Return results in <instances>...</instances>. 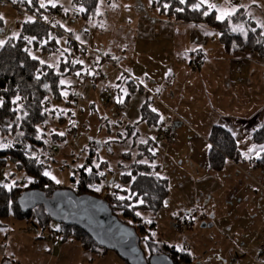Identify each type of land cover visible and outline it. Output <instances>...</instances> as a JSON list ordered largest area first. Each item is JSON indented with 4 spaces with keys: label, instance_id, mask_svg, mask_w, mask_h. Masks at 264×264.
<instances>
[{
    "label": "rangeland",
    "instance_id": "rangeland-1",
    "mask_svg": "<svg viewBox=\"0 0 264 264\" xmlns=\"http://www.w3.org/2000/svg\"><path fill=\"white\" fill-rule=\"evenodd\" d=\"M42 1L46 5L60 6V12L52 17L48 16L51 21L59 22L63 28L62 33L56 36L59 52L51 58L53 62H57L66 53H78V47L83 49L79 50L83 53L80 61L83 66L63 79L68 86L63 93L66 92L67 95L63 94V99L56 105L66 119L61 122L59 116H56L47 124L48 133H64V139L54 144L47 154L46 172L51 178L55 177L52 179L56 183L59 181L57 184L60 186L72 189L75 188V177L79 168L88 165L90 157L96 165L106 160L113 172L108 174L104 183L99 184V188H113L121 173L118 169L119 161L122 160L121 153L129 150L124 143L118 141L119 132L127 121L120 122L124 111L117 110L113 102L123 101L130 93L119 85V80L126 81V74L131 70L130 56L135 53H207L216 57V53L228 52L218 32L210 27H198L168 19L151 6L150 0H102L98 15L91 18L78 16L81 7L73 0ZM203 1L216 10L217 18L223 15V19H226L239 8H244L245 13L264 32V0ZM0 17L4 22L0 31V42H4L9 36L18 35L17 23L27 19L28 15L20 14L19 9L12 3L0 0ZM70 40L75 43L68 44ZM241 52L255 53H234ZM256 54L264 62V58ZM51 59L47 57L46 60ZM213 61L215 60H210L207 65ZM260 69V65L255 63L253 81L259 79ZM120 92L123 93L121 99ZM148 95V92L139 90L132 92L127 113L133 117L132 122H137L138 130H143L144 136L149 134L152 138H157V130L163 124L158 128L140 120V107ZM199 108L196 105L198 115L195 123H191L193 127L206 114L204 109ZM70 110L73 118L70 117ZM165 118L166 115L162 114L160 122ZM187 141V135L176 137L174 132L172 145L166 147L163 140L159 142L153 163L160 164L159 174L169 179L170 194L160 210L138 212L142 218L141 223L147 228L144 237L189 251L195 257L188 264H230L232 260L239 262L235 254L237 251L225 255L229 248L226 235L220 234L211 226V217L223 212L221 195L213 198L210 203L200 200L198 207L201 210L196 208L198 215H194L192 219L183 217L188 215L183 210V204L192 197V180L195 179L191 176L194 171L188 156ZM17 180L22 184L26 182L27 177L23 170L13 165H0V181L10 186ZM3 222L5 225L0 228V264H3V254L14 258L10 264H43L46 261L62 264L61 258L58 257L56 261L52 256L57 253L58 256L62 255L64 250H59L58 246L52 253L51 244L63 241L59 236L53 235L50 229L35 228L30 222L13 216L6 217ZM57 224H51L52 228L56 229ZM68 241L74 242L71 243L73 248L68 250L69 259L78 262L77 264H100L99 256L83 250L75 238H69ZM143 246L146 248L145 242ZM261 247L264 244L260 245L259 250ZM108 253L120 259L115 251ZM262 254L264 255V251H261ZM241 256L240 260H244V264L246 259ZM90 258H95V262L89 261ZM246 258L248 264H258L252 259L249 260V257ZM123 263L128 264L127 261ZM101 264H110L108 258Z\"/></svg>",
    "mask_w": 264,
    "mask_h": 264
},
{
    "label": "trees",
    "instance_id": "trees-1",
    "mask_svg": "<svg viewBox=\"0 0 264 264\" xmlns=\"http://www.w3.org/2000/svg\"><path fill=\"white\" fill-rule=\"evenodd\" d=\"M3 1L12 3L19 9L20 14L25 13L28 18L18 21L17 36H9L0 44V100H3L0 105V145H10L0 148V165L16 166L25 172L27 180L23 184L17 180L10 186L0 181V228L5 225L3 221L6 217L13 216L30 222L35 228L50 229L53 235L59 236L63 241L75 238L86 251L106 254L111 250L98 245L87 232L76 226L58 223L56 229L52 228L51 224L56 222L43 206L23 213L18 205V197L25 190L39 189L51 196L56 189L64 188L50 176L44 175L47 154L54 144L64 139V135L59 133H48L47 124L56 116H59L61 122L66 119L56 106L57 102L63 99V91L68 87L60 81L83 66L80 63L83 53L79 51L83 49L78 47V53H66L65 56H60L57 62H53L51 58L59 52L56 36L62 33L63 28L59 22L51 21L48 16L52 17L60 12V6L43 4L41 7L42 0ZM73 1L81 7L78 16L91 18L98 15L102 0ZM150 1L151 6L168 19L215 30L228 53L251 51L264 58L263 29L256 26L244 8H239L230 17L219 20L216 10L203 0H184L183 3L181 0ZM3 26V19H0V31ZM74 43V40H70L68 44ZM34 56L37 59H33ZM47 57L51 60L47 61ZM41 60L44 61L43 64L40 63ZM125 82L130 85L129 94L136 90L145 92L134 80ZM145 100L140 107V120L158 128L161 124L165 126L166 124L160 122V114L153 111L152 98L148 95ZM125 101L113 102V105L119 110L124 107ZM69 114L74 117L71 110ZM163 126L157 130V138H152L144 136L137 125L126 124L119 132L118 141L124 143L129 150L121 153L122 160L118 164L121 173L114 187L99 188V184L106 181L113 169H109V162L106 160L97 164V167L90 157V163L79 168L75 177V188L72 190L79 195L91 194L106 199L120 220L135 227L148 260L152 254L165 253L174 264H188L194 260L189 251L161 244L153 238H145L146 225L141 223L142 218L137 215L139 211L160 210L170 194L169 179L159 174L160 164L153 163L157 155L156 149L160 140L162 141L158 133ZM252 139L263 147L255 166L264 169V124L253 133ZM208 140L211 143L209 168L220 171L228 159L237 154L238 144L232 133L219 125L211 128ZM144 242L146 248L143 246Z\"/></svg>",
    "mask_w": 264,
    "mask_h": 264
},
{
    "label": "crops",
    "instance_id": "crops-1",
    "mask_svg": "<svg viewBox=\"0 0 264 264\" xmlns=\"http://www.w3.org/2000/svg\"><path fill=\"white\" fill-rule=\"evenodd\" d=\"M130 58L131 70L126 74V81L134 80L149 93L152 108L161 117L166 115L162 123L170 125L176 137H188V156L195 172L191 176L195 179H191L192 197L183 204L188 215L183 217L192 219L198 215L195 209L199 208L200 200L210 203L221 195L223 212L211 217V226L226 235L229 248L225 255L237 251L238 264L244 261L240 260L241 255L246 259L244 264L249 262L246 257L264 264V255L259 250L264 244V169L255 166L263 147L252 139L253 133L264 124V62L256 53L247 52L216 53V57L207 53H135ZM210 60L215 61L207 65ZM255 63L261 67L257 81L252 78ZM119 85L127 90L130 87L122 80ZM120 93L121 99L123 93ZM129 95L126 101L124 97L125 105L119 109L124 111L121 119L137 125L127 113ZM196 105L206 114L193 127L191 123H195L198 115ZM214 125L229 130L238 144L237 154L220 171L210 170L208 162L211 149L208 135ZM71 243L74 242L52 243V253L58 246L64 250L62 255L57 253L52 258L56 261L61 258L62 264H77L69 259ZM95 254L100 264L106 258L110 264H125L122 258L109 253ZM3 256V264L14 260V256L13 259ZM91 260L95 262V258Z\"/></svg>",
    "mask_w": 264,
    "mask_h": 264
},
{
    "label": "water",
    "instance_id": "water-1",
    "mask_svg": "<svg viewBox=\"0 0 264 264\" xmlns=\"http://www.w3.org/2000/svg\"><path fill=\"white\" fill-rule=\"evenodd\" d=\"M17 202L23 213L43 206L54 222L84 230L98 245L115 251L128 264H174L165 253L152 254L148 260L135 227L120 220L104 198L79 195L69 188L56 189L51 196L29 189Z\"/></svg>",
    "mask_w": 264,
    "mask_h": 264
},
{
    "label": "built area",
    "instance_id": "built-area-1",
    "mask_svg": "<svg viewBox=\"0 0 264 264\" xmlns=\"http://www.w3.org/2000/svg\"><path fill=\"white\" fill-rule=\"evenodd\" d=\"M158 136L165 142L166 147H169L173 144L174 141V133L172 131V127L170 125H165L159 130ZM110 192V191H109ZM261 251H264V247H261ZM230 264H237L235 260L230 262Z\"/></svg>",
    "mask_w": 264,
    "mask_h": 264
},
{
    "label": "snow or ice",
    "instance_id": "snow-or-ice-1",
    "mask_svg": "<svg viewBox=\"0 0 264 264\" xmlns=\"http://www.w3.org/2000/svg\"><path fill=\"white\" fill-rule=\"evenodd\" d=\"M13 2H15V0H13ZM183 2H184V0H181V3H183ZM43 6H44L43 3L41 2V7H43ZM53 6H55V5H53ZM205 14H207V13H205ZM0 19H2V17H0ZM218 19H223V15L221 17H218ZM77 39H79V37H77ZM2 43L3 42H0V44H2ZM33 59H37V57L34 56ZM40 63L43 64L44 61L41 60ZM49 67H51V65H49ZM77 75H79V73H77ZM37 78H39V77H37ZM60 83L61 84H64V81L61 80ZM45 87H47V85H45ZM63 94L65 96L67 95L66 92L63 93ZM17 99H19V97H17ZM118 102H121L122 103L123 101L122 100H118ZM2 104H3V100H0V105H2ZM153 111H155V109H153ZM59 135L63 136L64 133H59ZM0 147L6 148V147H10V145L9 144H3V145H0ZM97 167H99V165H97ZM88 170L91 171V169H88ZM44 175H49V173L48 172H45ZM52 178L55 179V177H52ZM57 183H59V181H57ZM97 190H99V189H97ZM120 199H123V197H120ZM140 203H143V201H140ZM137 215H139V213H137Z\"/></svg>",
    "mask_w": 264,
    "mask_h": 264
}]
</instances>
